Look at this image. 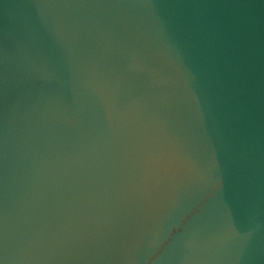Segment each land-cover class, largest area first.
<instances>
[{"label": "water", "instance_id": "water-1", "mask_svg": "<svg viewBox=\"0 0 264 264\" xmlns=\"http://www.w3.org/2000/svg\"><path fill=\"white\" fill-rule=\"evenodd\" d=\"M0 264H264V0H0Z\"/></svg>", "mask_w": 264, "mask_h": 264}]
</instances>
